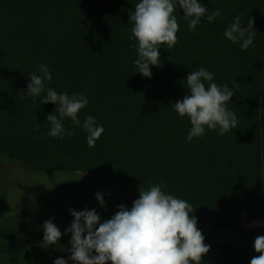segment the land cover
Masks as SVG:
<instances>
[{
	"label": "trees",
	"instance_id": "16d2710c",
	"mask_svg": "<svg viewBox=\"0 0 264 264\" xmlns=\"http://www.w3.org/2000/svg\"><path fill=\"white\" fill-rule=\"evenodd\" d=\"M137 2L0 0V166L108 183L101 194L121 196L105 205L109 208L132 206L140 188L163 182L166 192L196 208L198 230L211 224L209 239H204L210 248L201 264H250L259 253L238 219L242 211L252 216L264 210V0H203L210 10L221 9L223 20L208 24L202 19L195 31L188 30L177 8V43L172 49L160 46L161 64L151 68L150 79L136 73L133 63L129 13ZM237 15L243 26L251 18L257 33L254 46L246 51L223 37ZM41 63L62 67L63 80L47 87L69 94L86 92L89 104L79 118L92 115L105 129L95 147L89 148L83 130L73 129L67 119L65 127L74 135L44 139L49 130L46 116L55 105L40 104L39 99L35 105L21 95H26L29 73ZM199 67L213 72L215 83L233 88L235 96L227 107L239 124L223 136L206 130L204 136L187 141L191 125L172 105L188 94L179 76ZM235 67H241L252 86L238 82L243 75ZM146 131L164 133L161 156L117 150L120 145L132 147L128 132ZM118 152L137 166L120 165ZM167 163L177 165L176 172L185 169L190 181L168 183L173 173ZM45 221L24 214L12 219L0 215V264H53L56 258L74 264L69 259L71 233H65L71 223L59 224L58 245L44 250Z\"/></svg>",
	"mask_w": 264,
	"mask_h": 264
},
{
	"label": "clouds",
	"instance_id": "9594fccd",
	"mask_svg": "<svg viewBox=\"0 0 264 264\" xmlns=\"http://www.w3.org/2000/svg\"><path fill=\"white\" fill-rule=\"evenodd\" d=\"M177 8L182 9L181 17L187 21L189 31H195L202 19L208 24L218 18L223 20L222 10H210L203 0H138L129 13L130 40L135 41L132 46L136 49L133 61L136 73L144 78L150 79L151 68L160 66V46L172 49L177 43ZM243 25L241 16H235L223 37L246 51L254 46L257 33L251 18ZM214 75L205 67L191 71L184 80L188 94L172 105L177 115L187 117L191 125L187 141L204 136L206 130L223 136L238 127L236 113L227 107L235 96L234 90L227 84L215 83ZM52 79L48 65L41 63L36 71L29 73L26 95L21 94L35 105L38 99L40 104L55 105L53 112L46 116L49 124L46 136L63 140L74 135V131L65 127L67 119L73 129L83 130L89 148L95 147L105 129L92 115H87L83 121L79 118L81 110L89 104L86 92H57L47 87ZM165 187L161 182L147 189L140 188L139 198L130 209L121 204L111 218L103 222L95 208L70 209L73 219L65 230L66 234L71 233L69 259L74 264H201L210 246L204 243L205 238L197 228L196 208L166 192ZM95 200L101 208L105 207L101 193H96ZM42 227L43 242L55 245L61 238L60 229L51 219ZM253 248L259 255L254 256L250 264H264V235L256 237ZM53 264H67V261L56 258Z\"/></svg>",
	"mask_w": 264,
	"mask_h": 264
},
{
	"label": "rangeland",
	"instance_id": "374dc122",
	"mask_svg": "<svg viewBox=\"0 0 264 264\" xmlns=\"http://www.w3.org/2000/svg\"><path fill=\"white\" fill-rule=\"evenodd\" d=\"M53 79L49 84H55L62 81V67H49ZM99 68V67H97ZM238 75H243L241 67H235ZM245 74V73H244ZM188 75L187 72L179 76L178 80H184ZM241 77H238L240 79ZM175 82L176 80H172ZM72 82H75L72 80ZM243 85H250V78H243L238 80ZM77 83V82H75ZM48 84V85H49ZM252 86V85H250ZM45 111V107H44ZM44 116L46 114L44 113ZM173 117V113L170 115ZM117 123V122H114ZM119 124V123H118ZM148 134H136L135 132H128L129 138L133 139L132 147L126 148L124 145L117 149L118 151H124L127 153L135 152L138 154L161 156L160 147L163 145L160 141L164 137V133L157 131H146ZM51 137L46 136L44 133V139ZM56 139V138H51ZM148 139L157 140L159 142H149ZM163 147H161L162 149ZM117 161L122 166H127L135 161L133 158H126L122 152L116 153ZM2 165V164H0ZM137 166V164H133ZM0 166V215L5 218L12 219L18 214L26 215V217L34 218L35 220L40 218L43 220L51 219L53 223L58 227L59 224L71 223L72 217L69 213L70 209L76 211H83L84 209L91 210L95 208L100 214L101 222L110 219L112 213L118 210V206L101 208L99 203L95 200L96 193H101L103 187L106 184L102 182V185L95 184L92 180L82 179V177H73L69 173H40L35 174L28 172L24 166H13L11 169L1 168ZM166 167L172 170L173 176L168 183L174 184L176 181L184 179L185 169L176 172L174 169L177 165L167 163ZM81 176H84L81 174ZM92 179H98L97 176L88 175ZM190 179L187 176L185 182H189ZM131 186V185H130ZM116 194L108 195L104 197L105 205H111L110 202L121 196ZM125 199V196H123ZM117 205V203L115 204ZM131 208V206H126ZM111 209V211H110ZM239 223L241 227L249 230L251 239L255 240L257 236L264 235V210L257 212L250 216L248 212L242 211L239 215ZM18 229L21 226H17ZM211 224L207 223L205 227L200 229L205 239H209L211 233ZM58 244L49 245L44 243V250L55 248Z\"/></svg>",
	"mask_w": 264,
	"mask_h": 264
}]
</instances>
